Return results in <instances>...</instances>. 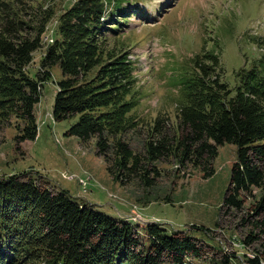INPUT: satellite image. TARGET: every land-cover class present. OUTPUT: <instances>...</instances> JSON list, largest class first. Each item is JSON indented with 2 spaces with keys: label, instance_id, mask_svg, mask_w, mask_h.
<instances>
[{
  "label": "trees",
  "instance_id": "trees-1",
  "mask_svg": "<svg viewBox=\"0 0 264 264\" xmlns=\"http://www.w3.org/2000/svg\"><path fill=\"white\" fill-rule=\"evenodd\" d=\"M68 1L56 14L55 0H0V123L13 116L21 123L19 141L34 140V106L58 65L52 119L76 116L63 135L94 138L113 181L151 187L160 176L155 162L170 156L180 164L191 157L208 178L218 148L232 144L236 157L222 206L241 210L243 195L259 188L248 209L258 234L249 233L245 243L264 236V58L238 70L231 87L222 77L220 46H203L173 81L179 90L173 118L159 110L150 121L137 112L135 66L123 38L134 0ZM142 124L137 152L121 133ZM38 178L26 171L0 175V264H182L202 254L182 233L110 217ZM247 260L259 264L257 257Z\"/></svg>",
  "mask_w": 264,
  "mask_h": 264
},
{
  "label": "rangeland",
  "instance_id": "rangeland-1",
  "mask_svg": "<svg viewBox=\"0 0 264 264\" xmlns=\"http://www.w3.org/2000/svg\"><path fill=\"white\" fill-rule=\"evenodd\" d=\"M66 2L55 0L56 14ZM133 2L123 38L135 66L140 94L137 112L150 121L159 110L173 118L179 94L173 81H177L179 68L203 46H220L216 49L221 52L222 77L231 87L238 70L249 69L264 58V0ZM52 28L55 17L48 23L49 33ZM41 53L33 54L30 73L37 69ZM260 64L264 66V59ZM60 76L58 65L52 66L51 78L41 88L34 106L38 128L34 140L19 141L21 123L15 117L0 123V175L26 171L53 189H67L73 200L110 217L155 223L168 234L182 233L202 246L199 257H187L182 264H250L248 257L264 264V236L245 243L249 233L258 234L256 218L249 217L248 209L261 190L254 188L252 195H243L241 210L227 211L222 206L236 157L234 145L225 143L218 148L214 173L208 178L202 177L191 157L180 164L170 156L155 162L160 176L153 186L145 188L137 180L121 185L112 180L103 157L95 153L94 138L83 141L63 135L76 116L60 122L52 119L55 81ZM121 134L135 151L143 150L144 124Z\"/></svg>",
  "mask_w": 264,
  "mask_h": 264
}]
</instances>
